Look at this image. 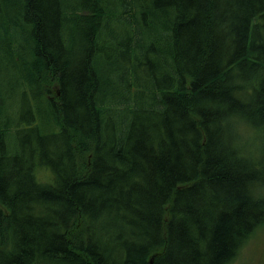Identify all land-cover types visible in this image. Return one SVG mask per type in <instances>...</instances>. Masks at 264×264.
Masks as SVG:
<instances>
[{"label": "trees", "instance_id": "1", "mask_svg": "<svg viewBox=\"0 0 264 264\" xmlns=\"http://www.w3.org/2000/svg\"><path fill=\"white\" fill-rule=\"evenodd\" d=\"M257 148L264 0H0V264H230Z\"/></svg>", "mask_w": 264, "mask_h": 264}, {"label": "rangeland", "instance_id": "2", "mask_svg": "<svg viewBox=\"0 0 264 264\" xmlns=\"http://www.w3.org/2000/svg\"><path fill=\"white\" fill-rule=\"evenodd\" d=\"M114 24V23H113ZM112 24V26H113ZM145 29V28H144ZM155 36L148 40L150 44L155 42ZM108 47V46H107ZM161 58L158 57L157 60ZM25 119L31 120L32 117H27L24 115ZM24 133V132H22ZM255 155L260 157L261 160H264V149L257 148ZM264 164V162L262 163ZM46 170L38 171L40 179L47 180L49 178L48 171ZM50 175H53L52 172H49ZM230 264H264V227L257 231L256 234L250 239V241L244 245L240 250L237 258Z\"/></svg>", "mask_w": 264, "mask_h": 264}]
</instances>
